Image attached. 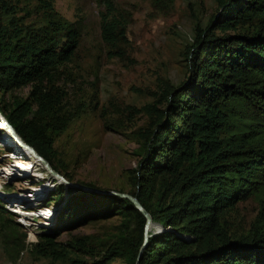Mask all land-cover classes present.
<instances>
[{"label": "trees", "instance_id": "1", "mask_svg": "<svg viewBox=\"0 0 264 264\" xmlns=\"http://www.w3.org/2000/svg\"><path fill=\"white\" fill-rule=\"evenodd\" d=\"M95 1L105 5L99 10L101 37L116 47L126 33L122 15L112 0ZM217 1L209 22L196 24L190 73L180 84L165 86L166 104L143 133L127 192L162 229L154 232L153 224L139 264H264V0ZM41 5L47 10L44 22L34 17ZM218 27L233 29L217 33ZM80 40L77 22L60 16L48 0H0V111L58 171L52 143L78 114L62 103L66 90L58 79ZM25 85L26 97L5 99ZM0 127L8 133L1 122ZM13 142L24 158L43 165ZM68 193L63 186L51 193L65 198L56 229L39 233L30 251L72 264H135L145 216L132 201L84 189ZM249 196L259 203L253 221L243 232L230 230L219 219L221 211ZM114 215L119 221L104 233L56 238L62 227ZM0 242L13 251L25 245L24 237L7 232Z\"/></svg>", "mask_w": 264, "mask_h": 264}, {"label": "rangeland", "instance_id": "2", "mask_svg": "<svg viewBox=\"0 0 264 264\" xmlns=\"http://www.w3.org/2000/svg\"><path fill=\"white\" fill-rule=\"evenodd\" d=\"M48 1L60 16L76 21L81 34L79 46L62 65L65 71L58 79L66 90L62 103L78 114L55 137L51 160L67 179L101 188L132 189L143 133L152 126L151 115L166 104L165 86L180 84L190 73L188 54L196 24L203 27L209 22L219 9L218 1L112 0L126 32L116 47H110L100 34L99 10L104 4L95 0ZM46 11L41 5L34 17L44 22ZM232 29L218 27L215 32ZM28 92L25 85L4 97L10 101L14 96L26 97ZM1 130L0 167L5 171H0V234L24 237L25 245L13 251L0 242V264H72L69 258L33 253L30 242L37 240L39 233L56 229V214L65 198L51 193L60 186L68 194L80 192V188L51 178L42 164L36 165L17 152L8 133ZM258 207L257 199L249 196L223 209L219 219L230 230L243 232ZM118 221L119 216L114 215L72 228L65 226L56 238L65 241L72 233H104Z\"/></svg>", "mask_w": 264, "mask_h": 264}, {"label": "water", "instance_id": "3", "mask_svg": "<svg viewBox=\"0 0 264 264\" xmlns=\"http://www.w3.org/2000/svg\"><path fill=\"white\" fill-rule=\"evenodd\" d=\"M3 123L7 126L8 131H10V133L12 135L21 138L20 135L18 134V132L16 131V129L13 127V125L6 118L3 119ZM21 141L26 147H28L29 149L32 150L34 157L39 159L44 164L46 169L54 177L61 179L65 184H67L71 187H77V188L84 189V190L123 196V197H126L132 201L134 206L136 208H138L142 212V214L145 216V223H144V228H143V243L140 247L139 254H138L137 260L135 262V264H139L140 254H141L144 246L146 245V243L148 241V237H149L151 231H154L151 228L152 224L156 225V229L154 232L160 231L162 229V226L158 222H155L152 219L150 212L143 206V204L140 202V200L135 195H133L127 191H120V190H115V189L96 187V186H91V185H88V184L80 182V181H73V180L67 179L58 170L53 168L52 165L50 164V162L48 161V159L46 157H44L42 154H40L32 145L27 143L22 138H21Z\"/></svg>", "mask_w": 264, "mask_h": 264}, {"label": "bare ground", "instance_id": "4", "mask_svg": "<svg viewBox=\"0 0 264 264\" xmlns=\"http://www.w3.org/2000/svg\"><path fill=\"white\" fill-rule=\"evenodd\" d=\"M3 119H4V117L2 116V115H0V122L3 124V128L9 133V135L11 136V138L19 145V146H21V147H23V148H25V149H28V150H30V152L32 153V150L31 149H29L28 147H26L23 143H22V141H21V138H19V137H16V136H14V135H12L11 133H10V131H8V129H7V126L3 123ZM33 154V153H32ZM34 156V155H33ZM36 158V157H35ZM39 160V159H38ZM40 161V160H39ZM44 165V164H43ZM50 173V172H49ZM50 176H53L51 173H50ZM55 178H57V177H55ZM58 179V178H57ZM58 180H60V181H62L61 179H58ZM63 182V181H62ZM67 185V184H66ZM69 186V185H68ZM152 226H153V224H152ZM152 226H151V228H152Z\"/></svg>", "mask_w": 264, "mask_h": 264}]
</instances>
